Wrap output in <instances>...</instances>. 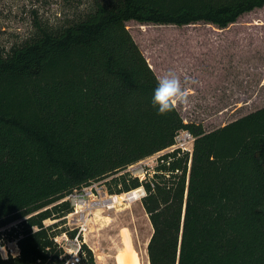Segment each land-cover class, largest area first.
Segmentation results:
<instances>
[{"label":"trees","instance_id":"trees-1","mask_svg":"<svg viewBox=\"0 0 264 264\" xmlns=\"http://www.w3.org/2000/svg\"><path fill=\"white\" fill-rule=\"evenodd\" d=\"M263 7L98 0L61 25L35 20L31 38L0 49V230L11 226L20 249L0 264H64L44 222L72 212L74 191L166 151L184 129L196 138L192 156L164 153L145 180L128 173L107 182L112 194L145 190L149 264H264V107L211 132L184 123L175 106L158 114L160 80L127 28L225 29ZM84 251L83 264H93Z\"/></svg>","mask_w":264,"mask_h":264},{"label":"rangeland","instance_id":"rangeland-1","mask_svg":"<svg viewBox=\"0 0 264 264\" xmlns=\"http://www.w3.org/2000/svg\"><path fill=\"white\" fill-rule=\"evenodd\" d=\"M95 1L0 0V49L10 51L31 38L35 20L61 25L67 18L89 11ZM127 28L156 75L162 67L168 73L182 72V87L190 91L189 104L175 107L184 123L202 124L211 132L264 107V7L240 17L225 31L204 23L176 27L130 21ZM165 152L67 197L72 212L44 222L54 227L57 244L65 251L62 259L66 261L65 253L84 243L93 264H117L116 255L124 247L122 231L128 229L143 263L149 264L147 243L153 227L141 203L145 190L138 200L125 201L131 191L112 194L107 182L128 173L145 180L155 173ZM137 168L143 172L138 173ZM10 228L0 230V256L4 259L20 252L16 240L8 235Z\"/></svg>","mask_w":264,"mask_h":264},{"label":"clouds","instance_id":"clouds-1","mask_svg":"<svg viewBox=\"0 0 264 264\" xmlns=\"http://www.w3.org/2000/svg\"><path fill=\"white\" fill-rule=\"evenodd\" d=\"M190 91L182 87L180 77L170 71L163 79L158 82L152 97L153 107L158 114L170 112L177 103L187 106L189 104Z\"/></svg>","mask_w":264,"mask_h":264},{"label":"built area","instance_id":"built-area-1","mask_svg":"<svg viewBox=\"0 0 264 264\" xmlns=\"http://www.w3.org/2000/svg\"><path fill=\"white\" fill-rule=\"evenodd\" d=\"M195 140H196L195 136L189 130H185V129L181 130L177 133L175 137L174 145L168 148L166 152L165 151L164 152L171 153L176 150H179L182 153H189L190 156H192ZM133 166H131V168ZM115 197L117 199V196ZM55 242L57 243L56 237H55ZM16 245H17V241H16ZM60 248L62 249V247ZM86 256L87 254L84 251V243H78L76 244V247L73 250H71L68 253L67 252L65 253L66 261L64 264H83V259H85Z\"/></svg>","mask_w":264,"mask_h":264},{"label":"bare ground","instance_id":"bare-ground-1","mask_svg":"<svg viewBox=\"0 0 264 264\" xmlns=\"http://www.w3.org/2000/svg\"><path fill=\"white\" fill-rule=\"evenodd\" d=\"M137 172L142 173L143 171L141 168H137ZM141 192L144 194L143 188L133 190L129 194H126L124 200L125 201L138 200L141 197ZM122 235H123V246L124 247L116 255L117 264H144L139 252L137 251L134 245L130 231L128 229H123Z\"/></svg>","mask_w":264,"mask_h":264},{"label":"crops","instance_id":"crops-1","mask_svg":"<svg viewBox=\"0 0 264 264\" xmlns=\"http://www.w3.org/2000/svg\"><path fill=\"white\" fill-rule=\"evenodd\" d=\"M249 14V13H248ZM245 15H247V14H245ZM244 16V15H243ZM242 17V16H241ZM223 31H225L226 30V28L225 29H222ZM221 30V31H222ZM220 31V30H219ZM151 64V63H150ZM177 72V71H176ZM175 72V73H176ZM181 74H182V72H180L179 71V77L181 76ZM157 75H158V78L161 80V79H163L166 75H168V72L167 71H165V69H164V67H162V69H160V74L159 73H157ZM257 90H258V88H257ZM259 95H260V92H259V94H258V96L257 97H259ZM241 98L243 99V96H241ZM250 98H251V96H248L247 95V99L248 100H250ZM252 98H253V96H252ZM240 108V107H239ZM184 110H186V107L184 108ZM249 114V113H248Z\"/></svg>","mask_w":264,"mask_h":264}]
</instances>
